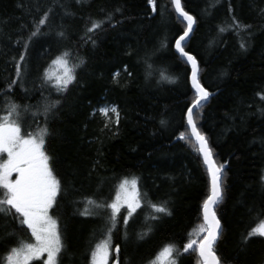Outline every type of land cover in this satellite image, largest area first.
I'll return each instance as SVG.
<instances>
[{
	"label": "trees",
	"instance_id": "1",
	"mask_svg": "<svg viewBox=\"0 0 264 264\" xmlns=\"http://www.w3.org/2000/svg\"><path fill=\"white\" fill-rule=\"evenodd\" d=\"M181 4L195 18L184 49L211 93L194 110L197 128L217 165H225L215 251L221 264H264V236H249L264 221V0ZM155 5L154 11L150 0H0V117L15 105L29 112L17 121L22 133L47 129L43 150L61 184L50 210L63 244L59 264H93V249L109 232L107 264H159L168 245L178 250L175 264H201L197 251H184L198 238L193 232L204 223L209 194L195 141L180 138L189 133L186 111L196 98L189 64L174 47L186 21L172 0ZM94 23L100 27L89 32ZM65 53L75 80L61 91L46 77ZM102 105L115 106L118 123ZM133 179L141 207L127 223L122 207L113 224L107 205ZM89 200L103 201L105 217L93 214ZM30 237L18 216L0 213V264Z\"/></svg>",
	"mask_w": 264,
	"mask_h": 264
},
{
	"label": "snow or ice",
	"instance_id": "2",
	"mask_svg": "<svg viewBox=\"0 0 264 264\" xmlns=\"http://www.w3.org/2000/svg\"><path fill=\"white\" fill-rule=\"evenodd\" d=\"M155 11V0H150ZM175 10L180 17L186 21V30L183 35L176 40L175 47L182 56L191 63L192 85L196 93V98L190 108L187 110V123L189 133L180 134L181 139L194 138L196 142V151L202 154L204 162L211 174V193L203 203L204 223L194 230L193 235L197 239H191L184 248L185 252L198 251L201 258V264H221L219 256L215 251V244L221 233L220 221L216 216L215 207L223 199L222 174L225 165H217L213 159L212 149L209 146L208 139L197 128L194 109L202 107L204 101H207L211 93L200 83L198 78L199 68L194 56L184 51V42L189 36L195 24V18L184 11L181 0H173ZM48 13L45 12L39 20V26L46 24ZM100 27V23H94L88 30L94 31ZM36 32L33 33L35 35ZM61 35H63L61 33ZM67 53L58 57L53 64L63 69L62 73L57 75L55 72H49L47 79L51 80L55 76L56 87L64 91L68 85L75 80L73 70L68 67L66 59ZM23 59V57H21ZM19 74V73H18ZM105 116L111 111L116 115V122H119V113L115 108H105L101 110ZM16 113V106L12 105L7 115L0 117V154L7 155V159L0 162V213L16 215L20 218V223L30 229L31 236L34 237V243H21L18 248L10 250V254L3 258L6 264H30L32 260L47 256L45 264H58V255L63 244L59 225L56 219L50 215V210L56 204V198L61 191L60 181L54 175L50 166V158L44 152V136L47 129H40L38 134L22 135L21 127L13 119ZM16 173V179H12V174ZM135 179L124 180L120 185V192L115 201L107 205L112 210L110 219L113 224L119 214L120 209L127 205V219L130 218L138 208L141 207L140 193L136 187ZM131 186V192L128 187ZM89 205H97L96 201H87ZM157 213L168 214V209L163 205H151ZM85 215L92 213L85 209ZM155 218V217H153ZM203 234V235H201ZM264 236V221H261L257 227L249 232V236ZM111 237L97 246L93 253L94 264H107L110 254ZM119 252V248L113 250ZM178 251L175 246L168 245L159 254V264L168 261V264H175L173 253ZM157 264V262H154Z\"/></svg>",
	"mask_w": 264,
	"mask_h": 264
},
{
	"label": "rangeland",
	"instance_id": "3",
	"mask_svg": "<svg viewBox=\"0 0 264 264\" xmlns=\"http://www.w3.org/2000/svg\"><path fill=\"white\" fill-rule=\"evenodd\" d=\"M60 57V56H59ZM58 57H56L54 60H56ZM53 60V61H54ZM68 67H69V65H68ZM70 68V67H69ZM55 72L57 75H59V74H61L62 73V71H63V69H61V68H59L58 66H56V65H54L53 64V62L50 64V66H49V68H48V73L49 72ZM54 80H55V76H53L52 77ZM105 108H108V109H111V108H115V106L114 105H102L101 107H100V110H102V109H105ZM111 112V111H110ZM109 112V113H110ZM29 112H26L25 110H22L21 108L19 109V111H16V114H14L13 115V119H15L16 120V122L17 121H19V119H21L23 122L27 119V115L26 114H28ZM113 113V112H112ZM32 115L33 114H37V111L36 110H34L32 113H31ZM113 115H115V113H113ZM18 123V122H17ZM19 124V123H18ZM31 122H28L27 124H26V127L27 128H30L31 127ZM39 131L40 130H33V131H31L30 133H28V134H38L39 133ZM21 132H22V130H21ZM22 135H26V134H24V133H22ZM2 156H3V159L1 160V162H3L4 160H6L7 159V155H6V153L5 154H1ZM16 176H17V174L16 173H13L12 174V179L13 180H15L16 179ZM128 181H131V180H128ZM131 186H129L128 187V191L129 192H131ZM120 192V187H119V189H118V191L116 192V195H115V197L112 199V203L115 201V198H116V196H117V194ZM96 204L97 205H103V207H96L95 209H94V215L95 216H97V217H100V218H102V217H105V210H106V206L103 204V201H97L96 202ZM125 206H127V205H125ZM50 215H51V213H50ZM52 216V215H51ZM54 218V217H53ZM55 219V218H54ZM29 231H30V229H29ZM31 233V232H30ZM106 239H108L107 237H104V238H102L100 241H98L97 242V244L95 245V247H94V249H93V253L96 251V249H97V246L98 245H100L103 241H105ZM23 243H34L35 241H34V237H30V239H28V240H23L22 241ZM22 242H20V243H18L17 245H15V246H13L12 248H10V250L11 249H14V248H18L20 245H21V243ZM10 250H8V252L6 253V255H5V257L6 256H8L9 254H10ZM110 255V254H109ZM46 258H47V256H46V254H45V256L44 257H42V258H40L41 259V264H45V261H46ZM92 258H93V256H92ZM108 259H109V257H108ZM108 261V260H107ZM60 263V254L58 255V264ZM163 263L164 264H168V261H163ZM1 264H6V261H2V263ZM93 264H94V261H93Z\"/></svg>",
	"mask_w": 264,
	"mask_h": 264
},
{
	"label": "water",
	"instance_id": "4",
	"mask_svg": "<svg viewBox=\"0 0 264 264\" xmlns=\"http://www.w3.org/2000/svg\"><path fill=\"white\" fill-rule=\"evenodd\" d=\"M172 3H173V0H172ZM173 7H174V5H173ZM184 9V8H183ZM174 10H175V8H174ZM184 11L185 12H187L185 9H184ZM175 12L177 13V15L180 17V15H179V13L175 10ZM189 15H191L189 12H187ZM192 16V15H191ZM181 18V17H180ZM194 26H195V24L193 25V28H194ZM186 30V28L183 30V32L176 38V40L177 39H179V37L181 36V35H183V33H184V31ZM193 30V29H192ZM192 32V31H191ZM191 34V33H190ZM190 34H189V36H190ZM189 36L186 38V40L189 38ZM176 40H175V43H176ZM174 47H175V44H174ZM175 50H176V52L178 53V54H180L179 53V51L176 49V47H175ZM184 51L185 52H187L189 55H191V56H194L192 53H190V52H188V51H186L185 49H184ZM181 56H182V54H180ZM186 61H187V58L186 57H184V56H182ZM195 57V56H194ZM197 61V60H196ZM187 63L189 64V67H190V74H189V80H190V83H191V85H192V80H191V74H192V67H191V63L189 62V61H187ZM197 64H198V62H197ZM198 68H199V65H198ZM192 87H193V85H192ZM194 89V88H193ZM194 102V101H193ZM193 102L190 104V106L188 107V108H190L191 106H192V104H193ZM205 102V101H204ZM203 102V103H204ZM188 108H187V110H188ZM195 110V109H194ZM186 121H187V111H186ZM187 125H188V123H187ZM188 127H189V125H188ZM193 140H194V138H193ZM195 141V140H194ZM196 143V142H195ZM200 155H201V157H202V160H203V163H204V165H205V167H206V169H207V172H208V176H209V194H208V196L210 195V193H211V174H210V172H209V170H208V168H207V166H206V164H205V162H204V159H203V156H202V154L200 153ZM208 196H207V198H208ZM206 198V199H207ZM205 199V200H206ZM204 200V201H205ZM204 203V202H203ZM203 206V205H202ZM202 216H203V208H202ZM217 216V215H216ZM218 218V217H217ZM219 219V218H218ZM220 221V220H219ZM220 225H221V222H220ZM197 254H198V256H199V253H198V251H197ZM199 258H200V256H199ZM200 260H201V258H200Z\"/></svg>",
	"mask_w": 264,
	"mask_h": 264
}]
</instances>
